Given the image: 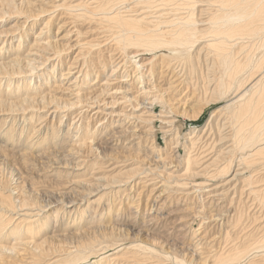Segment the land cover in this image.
<instances>
[{
  "label": "bare ground",
  "instance_id": "bare-ground-1",
  "mask_svg": "<svg viewBox=\"0 0 264 264\" xmlns=\"http://www.w3.org/2000/svg\"><path fill=\"white\" fill-rule=\"evenodd\" d=\"M6 15L22 20L21 26H29L43 17L47 19L33 43L26 47L24 56L18 51L24 32L18 33L19 47L14 48L17 51L13 55L9 59L1 55L0 90L5 82V93L0 96V106H7L9 110L14 106H28L17 110L21 111L20 115L36 112L34 106H55L50 113H65L60 117V124L76 109L96 106L94 116L104 117L98 120L101 129L97 135L102 138L107 130L112 133L99 144H91L87 140L91 137L78 134L84 120L79 113L66 130L59 127L48 133V127H42L46 128V137L40 143L47 142L35 149L30 144L31 137L20 145L22 131L16 139L14 125L6 131L8 135L3 131L0 138H5V144L24 162L70 155L73 147L69 144L79 141L84 145L87 141L95 152L91 158L95 156V161H103L93 166H104L107 170L104 173L114 175L108 181L92 178L91 183L82 184L86 189L79 202L72 199L57 201L51 206L52 201L46 205L29 204L26 195L36 200L38 194L26 192L22 186L18 189L22 199L18 198L17 203L9 191L0 193V235L12 226L4 240L19 238L9 248L0 240V264L2 258L16 259L19 255L25 264H90L92 260L110 264L123 260L117 256L124 250L141 256L146 264L154 261L158 264H264V0H0V18ZM57 15L63 21L57 23L54 36L70 25L62 39L75 38L63 46L77 50L58 81L52 77L59 65L62 66L58 57L66 49L53 50L58 46L56 38L52 40L49 26ZM76 24L92 26L82 32ZM6 41H1L0 52ZM11 44L9 40V47H5L7 54L13 52ZM86 51L108 54L103 67L112 69L103 82L97 81L101 78V72L97 71L94 82L86 83L88 74L83 70ZM158 51L168 54L157 57ZM150 54V59L142 60ZM51 61L55 63L42 80L44 75L40 70ZM36 77L46 84L55 82V90L62 94L59 97H67L68 102L59 103L53 93L39 92L37 86L31 85ZM81 83L91 87L84 90ZM92 86H97L94 88L97 92L86 93ZM223 99L227 100L211 115L203 130L183 132L181 125H177L178 118L197 121L204 110ZM120 105L137 106L141 114L120 115L113 111ZM107 109L110 111L106 112ZM129 111L134 109L130 107ZM217 115L218 126L213 127L211 119ZM107 117L120 119L103 125ZM45 120L42 118L39 124ZM70 129L74 130L73 135ZM85 131L88 134L90 130L87 127ZM157 135L163 139L162 148L156 145ZM52 143L57 144L51 148ZM118 151L122 154L165 151V154L155 155L158 158L154 161L160 163L159 167L150 164L126 169L127 160L120 159ZM136 190L139 194L148 191L144 202L146 213L137 233L149 237L156 232L157 236L148 238L150 246H145L147 242L140 239L124 242L128 236L126 229L140 220L138 211L142 204L137 198L132 201ZM120 194V202H126L127 208L122 213L120 205L112 214ZM95 196H99L97 206L103 199L107 200L102 206L104 211L100 215H91L90 208L80 211ZM176 198L175 204L181 201L197 204L189 207L176 204L166 212ZM59 204L62 209L75 207L71 223L69 214L67 225L60 230L56 226L58 214L52 216L53 231L39 242L32 239L39 232L43 231V236L48 233L50 221L43 214ZM85 217H90L88 223ZM243 219H252L254 229L250 233L240 234ZM22 227L25 236L30 238L24 235L25 240L20 238ZM209 227L216 230L211 239L219 242L218 247L209 243ZM253 233L258 238L254 239ZM226 237L229 241L223 245ZM250 254L258 258L249 259ZM130 259L131 256L122 262L140 264L136 260L126 261Z\"/></svg>",
  "mask_w": 264,
  "mask_h": 264
},
{
  "label": "rangeland",
  "instance_id": "rangeland-1",
  "mask_svg": "<svg viewBox=\"0 0 264 264\" xmlns=\"http://www.w3.org/2000/svg\"><path fill=\"white\" fill-rule=\"evenodd\" d=\"M42 7H44V6H42ZM59 17L60 16L57 15V18L54 20L53 23H51L52 25L49 26V30L52 33V40H54L56 38L55 39L57 42L56 46H58L56 48L54 47V49H53L54 51L57 49L59 50L60 48H64L63 44H65L66 42L72 41L75 38L73 36L72 37L70 36L69 38L64 37L62 39V36L65 34V31L71 27L70 25L67 26L66 28L65 27L61 28V30H59L58 35H56L57 37L54 36L55 35L54 33H56L57 27H58L57 23L63 21V20H59ZM8 18L9 17H7V15L4 18H0V47L2 46L1 41L7 40L6 44L4 45V50L2 52H0V57H1V55H3L4 57L8 56V59H9V57H11L13 55V53L16 50V49L14 50V48H16V46L18 45V43H17V40L19 37L18 33L24 32L23 40L21 42L20 49L18 50L19 53L21 52L20 56L22 57L26 54V50H27L28 46H30L33 43V39H34L35 35L41 29L42 22L45 21L47 18H44V17L40 18L37 21H34L33 24H31V25L29 24V26H27V25L21 26L20 23L22 22V20L17 21L16 18H9V19ZM76 25H77L76 28L82 32L88 31L89 29H87V28H89V26L90 27L92 26L89 24H85V25L76 24ZM61 31H63V32H61ZM26 33H28V34H26ZM1 35H5V37H2ZM9 40H12L11 45L13 48L12 49L13 52H10V53L8 52V54H7L6 48L9 47ZM18 47H19V45H18ZM68 48H69L68 50H67V48H64L66 50H64L63 51L64 53L62 52V55L58 57L60 59V61L62 62V64H61L62 66L59 65V67L57 68V72L56 71L54 72V76L52 78H54V80H56V81H58L60 79V77H61L60 75L63 72H65V66L70 65L72 63L73 57L77 53L76 49H73V48L70 49V47H68ZM37 54H42V53H37ZM162 54H168V53H166L164 51H158L155 55H157V57H159ZM107 55L108 54H106L105 52L104 53H98V51H93L90 54L87 53V51L84 52L83 59L85 61V64L83 66V70L85 69V71L87 72L86 74H88L87 75L88 78L86 80L87 84H89V83L91 84L94 82V77H95L97 71L101 72V74H100L101 78H98V80H97L100 83L103 82V80L105 78H107V76L110 75V71H111L112 67L111 68H110V66L107 68L103 67V64L106 63L104 61L107 60ZM46 56H47V54H46ZM151 57H152V54L143 57L142 60H144V59L147 60V59H150ZM40 62H41V60H40ZM54 63H55V61H51L50 64L44 66L42 68V70H40V72H41L40 74L44 75V78L43 77L41 78L42 80L46 79L45 78V77H47L46 72L49 69H52L51 67L53 66ZM81 63L82 62L80 61L78 64H81ZM89 74L90 75L92 74L94 76H89ZM36 80H37V77L34 79V81L31 82V85L32 86L34 85V87L37 86L38 89L41 90L39 92L44 91L43 94H46L48 92L53 93L54 96H56V99L58 100L59 103L68 102L69 99L67 97H59L60 95L62 96V94L55 90V88H54L55 82L53 83L50 81L49 84H46V81H44V83H43L42 80H40V81L39 80L36 81ZM2 83H3V85L5 84V82H2ZM3 85H2V89L0 90V96L5 93ZM45 86H46V88H45ZM88 86L91 87L90 85H83L82 84V87L85 88L84 90H87ZM95 87H97V86H92V88L90 90L85 91V92L86 93L89 92L90 94L91 93L94 94L97 92V90H96L97 88L94 90ZM53 90L56 93L50 92ZM36 91H38V90H36ZM31 93H35V92H33L31 90ZM226 100L227 99H225V100L223 99L220 101L219 104L213 105L212 107L204 110L203 114L201 115V117L197 121H190V119H186V118H185L186 120L183 118H178L179 121H178L177 125H179V127L181 125L183 132H185L186 130L187 131L191 130V129H192V131H194L195 129H197L198 131L203 130L207 121L210 120L211 115L219 108V106L224 105ZM26 107H28V106H14L13 109L9 110V108L7 106H0V134L4 131V133H6L8 135L9 133L6 131L10 128V125H14L13 128L14 129L16 128L15 131L13 132L15 138L18 136V133H20L22 131V133L20 134V141L18 140L20 145L24 144L29 139V137H31L29 139V141L31 140L30 144H32V143L34 144V146H33L34 149L37 147V145H43L44 143L47 142V140L44 141L43 143H40L42 141V139L46 137V131H45L46 128H42V127H44V126L48 127V133H50L51 130H53V131L57 130L59 127L62 130H66L69 128V125L71 124L72 118H74L79 113H80V117L84 118V120L82 121V126H79L80 131L78 132V134L80 137H84V135L85 136L88 135V137H91V138L87 139L88 141H91V144H94V143L99 144L105 138H107V136H109L112 133V132H110V130H107L104 133L102 138H101V136L97 135L98 131L101 129V126L98 125L99 124L98 120L102 121L104 119V117H102L101 115H98L97 117H96V115L94 116V113L97 111L96 106H93L92 109H90V108H84L83 110L76 109L75 112H71V114H68L67 116H65L64 119L62 120L61 124H60V120H61L60 117L64 116L65 113H60L58 115H53L52 113H50L54 109L55 106H34L33 109H37L36 112H29L26 115L25 114H23V115L18 114L21 112V111H17L19 108H26ZM74 107H76V106H74ZM130 107H132V109H134V112L129 111ZM60 108H62V107L60 106ZM138 108L139 107H137V106L120 105V106H116L115 110H113V111H115L116 113H118L120 115L132 114L134 116H139L141 114L142 110H138ZM109 109H111V108H109ZM109 111L110 110H108V109L106 110V112H109ZM31 115L35 116L32 118V120L29 119V117ZM163 115H168V114L163 113ZM22 116H25L24 121L22 120ZM218 117H219V115H217L211 119L213 127L218 126V123H217ZM42 118H45L46 120L40 125L39 123H40V120ZM119 119L120 118H118V117L113 118V119L107 117L105 119V123L103 125H106L108 122L111 123V122L119 120ZM59 124H60V126H59ZM87 127L89 128L90 131L88 134H85L86 133L85 128H87ZM70 128L72 129V127H70ZM155 128H159V125L155 124ZM71 129H70L69 133H70V135H73L74 130H71ZM213 134L215 135V133H213ZM95 137H96V139H95ZM16 139H19V138H16ZM21 141H23V142L21 143ZM5 142H6L5 138H0V193L8 194V191H9L12 194L13 202L15 201L16 203L18 201V198L20 200L22 199L21 198L22 195L19 194V192H18V189H20V186H22L21 187L22 190H24L26 192L32 191L34 193V195L35 194L39 195V196L37 195L36 200L34 199V197L29 198L28 195H26L27 200H29V204L35 202V203H40V204L42 203V205L43 204L46 205V202L52 201V203L49 205V206H51L57 201L65 202V201L72 200V199L76 200V202H79L80 200H82L81 193L84 192V190L86 189L82 186V184L91 183L92 180L95 178H101V179L106 178V181H108V179H110L114 175V174L110 175V174L104 173L105 171H107L104 168V166L99 167V168H95L93 166L94 163H101L103 161L101 159L95 161V159H96L95 156L91 158V156L93 154H95V152L91 150V148L89 147V143L87 141L85 142L84 145H82L81 142H79V141H76V143L69 144L70 147H73V149L70 150V155L66 153V154H64V156L58 157V158H53L52 160H40V159L39 160H32L31 159V160H28L25 162L22 161L15 154H13L14 149L11 146L5 144ZM56 144L57 143L50 144L51 148H53ZM156 145L158 146V148L164 147L163 139L159 135L156 136ZM18 148H20V147H18ZM117 153H118V157L120 159L127 160V162L124 164V165H126V169L139 168V167H142V165H150V164L156 165L157 167L160 166L159 162H155V161H157V158H158L155 155L158 152H156V154L155 153L154 154H144V152H138L136 154H131V153L122 154L121 151H118ZM163 153L165 154V151L159 152L158 155L161 156ZM146 155H147V157H145ZM143 157H145V158L143 159ZM51 167H53V168H51ZM50 168L54 169V170L51 172V171H49V170H51ZM93 168H95V169H93ZM89 173H92V175H90ZM65 175H67V176H65ZM67 187H70V188L68 189ZM136 195H139V196L136 197ZM132 196H133L132 201L134 198L135 199L137 198L138 201H140L142 204L140 210L138 211V213L140 215V220L136 224L132 225L131 229H126V233L128 234V236L124 240V242L134 241L132 239H140V240H143L144 242H147V243H145V246H150L151 244L148 243V241L150 239H148V238L154 237V235L157 236L158 234L156 232H153L152 234H150L151 236L148 237V236L143 235L141 233L140 234L137 233L142 228L141 225H142L143 219L141 220V218H142L143 214L146 213L144 210L145 209L144 208V202L148 197V191H144V192H141L139 194L138 190H136V192ZM121 197H122V194H120L118 196V198L116 197V201H115L116 205L114 207H112L110 213L115 214L120 205H121V208L119 211H122V213L125 212L124 209L127 205H125L126 202L125 203L120 202ZM98 198H99V196H95L91 200L92 202L86 203L82 207H80V211L84 210V209L87 210L90 208L91 209V211H90L91 215H93V214L100 215L104 211L102 206H104L107 203V200L103 199L102 200L103 203L97 206L96 199H98ZM175 200H177V198L174 199V201H172V203L170 204L168 209L165 210L166 212L173 210L174 207L176 206V204L177 205L184 204V205H186L185 207H189L192 204H197V202H195V201H190V202H185V201L182 202L181 201V202H178L175 204ZM49 209H47V212H45L43 214L50 221V227H49V230L47 231L48 233H46V235L43 236V231H42V232H39L37 235H34V237L32 239H36L37 242H39L40 239H42L43 237L48 236L50 231H53L54 222H53V220L51 221L52 216H55L58 214V218H57L58 221H57L56 226H58V228H60V230H63V228L67 225L66 222H67V217L69 216V214H70V216H69L70 219L68 220V222L71 223V220H73L75 207L74 208H68V209H62L61 204H59V205L54 206V207L49 208ZM242 209L244 210V208L238 207V210L243 211ZM64 212H68V213L63 216ZM244 212L246 213L245 210H244ZM90 217H88V218L85 217L87 223L90 221L89 220ZM243 217H244V215H243ZM245 219H247V215H246ZM250 221H252V219H249L247 221L244 219L242 220L241 229H243V231L240 234H243L246 231H247V233H250L251 231H253V230H251V228L253 227L254 224H251L252 222H250ZM75 223H76V221H74V224ZM256 224H257V222L255 223V225ZM68 226H70V225L68 224ZM10 227H12V226H9V228ZM85 227L86 226H83V228H85ZM9 228L7 229L6 232L3 231V233L0 235V240L2 242V245L6 246L8 248L11 247L14 242H17V239H19V238H14L11 241L4 240L5 235L8 234L9 231L11 230V228L10 229ZM213 229L209 227L208 232H207V236H210V239L213 237V235H215L214 231H216V230L215 229L213 230ZM252 229H254V228H252ZM24 231H25V229L23 227L19 229V234L21 235L20 238L22 240H25L22 238L23 235H24L23 237L30 238L28 236H25ZM39 231H40V229H39ZM248 235L249 234H247V236ZM35 236H37V237L35 238ZM240 236L241 235H238L237 237H240ZM258 236L259 235H257V233H253L254 239L258 238ZM13 237H18V236H13ZM171 240L172 239H170V242H171ZM228 241H229V238L226 237L224 242L222 241L223 245L224 244L227 245ZM235 242L237 243L236 240H235ZM238 242H239V240H238ZM209 243L212 244V246L214 248L219 246V242H217V240H215L214 238L211 239V241ZM223 245H221V247ZM230 245L231 244H229V246ZM237 245H239V244H237ZM4 256H6V255H4ZM130 256L132 257V259L126 260V261L136 260L135 262H140V264H146V263H144V259L141 258V256L136 257L135 253L126 252L125 250L120 252L117 257H120L123 260H125V259H129ZM108 257H109V259L112 258V256H108ZM255 258L256 259L258 258L255 254L249 255V259H255ZM2 259H3L2 264H25L26 263V262L23 263L21 261L20 255L18 258L16 257V259H13V258L12 259L7 258L6 260L4 258H2ZM117 260H119V261H114V262H111L110 264H127V262H125V261L122 262L123 260H120V259H117ZM94 261L95 260H92L91 263L95 264L97 262L96 261L95 263H93ZM102 262H101V264H106V263H102ZM96 264H100V262H97ZM150 264H158V263H155V261H154ZM161 264H164V263L162 262Z\"/></svg>",
  "mask_w": 264,
  "mask_h": 264
}]
</instances>
